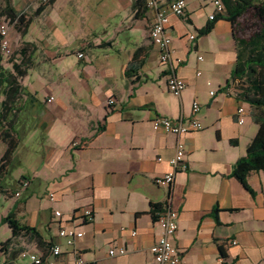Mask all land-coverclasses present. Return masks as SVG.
I'll use <instances>...</instances> for the list:
<instances>
[{
  "label": "crops",
  "instance_id": "obj_1",
  "mask_svg": "<svg viewBox=\"0 0 264 264\" xmlns=\"http://www.w3.org/2000/svg\"><path fill=\"white\" fill-rule=\"evenodd\" d=\"M135 2L55 0L45 6L29 0L24 6L25 0H12L23 19L29 18L19 41L32 52L19 80L17 111L6 117L19 140L11 168L24 170L15 179L5 177L7 194L0 195L8 203L5 215L14 208L16 219L50 245L20 241L19 246L48 261L49 248L58 245L57 264H71L76 254L85 264H157L149 252L160 233L155 218L169 207L178 213L173 243L181 264H264V171L248 174L250 192L231 176L257 132L230 78L241 39L237 27L221 18L198 37L214 13L207 0H185L183 19L168 16L173 66L185 84L175 97L166 89L167 67L148 38L153 11L145 7L136 17ZM13 41L12 36L10 45ZM129 69L133 76L127 78ZM57 92L63 97H54ZM239 107L246 114L241 125ZM157 117L195 119L201 130L181 136L154 131L151 121ZM177 143L187 170L175 174L170 188L157 187L153 181L172 172ZM3 153L4 146L0 157ZM24 180L28 187L20 191ZM84 208L93 212L91 223L79 218ZM58 228L81 231L83 237L68 248ZM232 240L235 246L228 244ZM111 248L126 254L109 257ZM20 259L11 264H28Z\"/></svg>",
  "mask_w": 264,
  "mask_h": 264
},
{
  "label": "trees",
  "instance_id": "obj_2",
  "mask_svg": "<svg viewBox=\"0 0 264 264\" xmlns=\"http://www.w3.org/2000/svg\"><path fill=\"white\" fill-rule=\"evenodd\" d=\"M54 1L48 0L45 6L51 5ZM222 2L225 12L217 15L203 29L197 31L198 37L207 35L214 23L221 18L226 19L233 27H237L238 19L248 9H254L260 21L258 30L248 40L236 39V60L230 75L231 80L236 83L235 98L249 106L251 121L257 126L256 135L248 145L245 156L237 160L231 172V176L250 192L246 184L248 174L264 171V0H222ZM145 7V0H136L135 16H141L145 12ZM41 9L36 13L41 12ZM0 10L1 15L8 18L7 21L18 17V23L25 26L23 16L13 8L12 0H0ZM138 52L139 50L134 52L133 60L136 59ZM19 53L24 59L22 61L24 65L28 62L26 49H21ZM132 73V69H129L125 75L130 78L133 76ZM23 75L24 71L15 64L12 65V73L4 72L0 58V88L4 87L1 92L4 100L0 102V142L4 146V153L0 157V194L2 195L7 194L3 181L9 174L13 155L19 146V140L13 135L6 117L13 110L17 111L14 103L20 97L22 89L16 82V78H21ZM101 130L98 127L97 131ZM0 223L10 232V238L0 243V253L4 257L3 264H11L24 251V247L19 246L20 241L24 243V246L29 245V242H34L38 248L50 246L42 242V238L34 228L16 219L14 208L0 219Z\"/></svg>",
  "mask_w": 264,
  "mask_h": 264
},
{
  "label": "built area",
  "instance_id": "obj_3",
  "mask_svg": "<svg viewBox=\"0 0 264 264\" xmlns=\"http://www.w3.org/2000/svg\"><path fill=\"white\" fill-rule=\"evenodd\" d=\"M42 5L47 4L48 0H39ZM214 8V13L208 17L209 21L215 19L217 15H221L225 12L222 0H207ZM146 8L153 11V21L148 28V38L152 45L158 49L159 52V63L167 67V78H166V89L171 95L178 97L185 88V84L180 80L176 73L172 59L173 51L171 49V41L169 35V15H172L178 19L185 17V0H176L166 5H160L157 0H145ZM7 22L0 23V53L2 56L8 58L11 55V46L8 37ZM190 41L194 40V36H189ZM77 58L82 59L83 54L77 53ZM198 60H201L198 58ZM214 93L210 92V96ZM53 99L50 97L47 101L51 102ZM114 100L110 99L108 105L112 106ZM199 110V105L194 102L192 104V113H196ZM245 110L239 107L236 111L237 124L243 123V117L245 116ZM151 126L154 131H162L166 134H172L174 136H181L198 132L201 130L200 123L195 119H189L183 121L182 119L172 121L166 118L157 117L151 121ZM169 165L172 172L166 174L163 177L156 178L153 184L157 187L170 188L174 176L176 173L185 172L187 170V163L185 157V151L182 144L177 143L175 147L174 156L169 161ZM28 182L26 180L21 181L19 184V190L26 189ZM20 192L14 193V197L18 198ZM48 199L51 202L55 201L53 194L48 195ZM78 214V213H77ZM77 214H70L67 217L68 221H72ZM80 219L84 223H91L93 220V212L91 208H84L79 213ZM53 217L57 220L62 219V214L59 211L53 212ZM178 213L166 207L162 214L155 218V224L160 227V233L155 243L150 247L149 252L157 264H181L182 257L178 250L175 248L173 239L177 232ZM131 237H134L135 232H131ZM57 237L65 240V245L71 248L75 241L80 240L83 237V232L75 229H59L57 230ZM230 246H235L236 241L232 240L228 243ZM50 260L46 261L43 255L30 253L29 251L21 252L19 258L26 260L28 264H57L55 258L61 256L62 251L58 245H52L49 248ZM126 254L124 248H111L108 250L107 255L109 257L123 256ZM3 264V262H0ZM71 264H85L80 254H76Z\"/></svg>",
  "mask_w": 264,
  "mask_h": 264
},
{
  "label": "rangeland",
  "instance_id": "obj_4",
  "mask_svg": "<svg viewBox=\"0 0 264 264\" xmlns=\"http://www.w3.org/2000/svg\"><path fill=\"white\" fill-rule=\"evenodd\" d=\"M16 2V0H15ZM29 4V0H25V5ZM20 11H18L19 13ZM8 18H5L3 15H1V10H0V23L7 22ZM29 20V18H24V21ZM18 17L14 18L13 20H10L7 24V29H8V37L10 41V37H14V41L11 46V55L8 58H4L2 54L0 53V58H1V66L4 69H10L12 70V65H18L21 70L25 71L26 67H28V64L25 63L24 65L22 64V61L24 60L23 57L20 55V50L25 48L26 49V57L28 53H31V48L30 46H24L22 43L19 41V35L21 34L23 30V26H21L18 23ZM260 25V21L256 17L254 9H248L242 17H240L237 21V32L239 34V37L243 40H248V38L255 33ZM17 28H19L17 30ZM74 49V48H72ZM20 78H16V82L19 84ZM2 90V87L0 88V91ZM54 97H63L61 94L58 92L54 94ZM3 148V146L0 144V149ZM24 170V167H15L13 166L10 169L9 172V179H15L18 177L20 171L22 172ZM8 203L4 201V197L0 195V219L2 216L5 215L6 209H7ZM9 237V232L8 229L5 225H1L0 223V242L4 241ZM25 262L23 259H20V263Z\"/></svg>",
  "mask_w": 264,
  "mask_h": 264
}]
</instances>
